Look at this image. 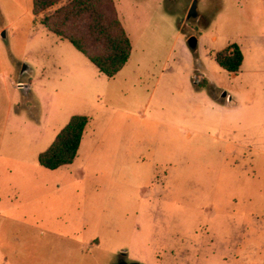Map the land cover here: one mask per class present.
<instances>
[{"label": "rangeland", "instance_id": "1", "mask_svg": "<svg viewBox=\"0 0 264 264\" xmlns=\"http://www.w3.org/2000/svg\"><path fill=\"white\" fill-rule=\"evenodd\" d=\"M114 1L133 50L110 78L41 22L33 0H0V264H263L251 249L264 239V58L245 47L238 74H217L214 59L227 37L264 29L260 0H197L192 18L196 0ZM184 36L199 39L190 57L178 54ZM210 62L220 88L200 89L222 108L187 104L184 81L196 90ZM76 115L88 126L71 169L42 166ZM241 225L243 251L224 260L163 252L175 234L229 243Z\"/></svg>", "mask_w": 264, "mask_h": 264}, {"label": "trees", "instance_id": "2", "mask_svg": "<svg viewBox=\"0 0 264 264\" xmlns=\"http://www.w3.org/2000/svg\"><path fill=\"white\" fill-rule=\"evenodd\" d=\"M33 5L35 14H44L41 22L51 32L70 41L108 77H115L129 61L133 45L114 0H33ZM243 59L238 45L217 54L219 64L231 73L239 72ZM87 123L86 116H73L40 154L39 163L53 170L73 163Z\"/></svg>", "mask_w": 264, "mask_h": 264}, {"label": "crops", "instance_id": "3", "mask_svg": "<svg viewBox=\"0 0 264 264\" xmlns=\"http://www.w3.org/2000/svg\"><path fill=\"white\" fill-rule=\"evenodd\" d=\"M260 2L262 4L261 13H263V15H264V0H260ZM178 27H179L178 28V30H179L178 32L180 34V33H182L180 24H179ZM187 40H188V37L186 38L185 36L182 37V38H179L178 54L179 55L182 54L185 57H190L191 54L189 52V48H188L189 46L187 44ZM234 45H238L240 47L241 51L243 52L244 59H245L244 50H245V47H247V49L250 52H254V54L256 52V57L259 56L260 59L262 60L264 58V56H261L259 54V52L261 50H264V29H259L258 31L254 32V33H250L248 35H236L235 37H227V43H226L225 47H223L224 49H220L218 52H216V54L214 56L215 63H216V73L217 74H221L222 71H227L219 64V62L217 60V54L222 52V51H224V50H226V49H231L232 46H234ZM244 59H243V62H245ZM129 62H130V59L127 62V64L125 65V67L116 76H118L120 73H125L127 71ZM179 63H180V61H178V57H177L175 59V61H173V65L168 68V72L171 74L170 78L168 79L170 81V83L172 82V79L175 80L176 78L181 77V75H182L181 72L178 69L175 68V67H177L179 65ZM204 65H206V66H204V68H205L204 72L205 73L198 75L196 78L197 79L199 78V80L202 83L206 82L207 84H209V81L212 79L210 77V75L212 74L210 72V69L213 68L212 67L213 65H212L211 62L210 63H206V64L204 63ZM228 73H231V72H228ZM238 73L239 72L231 73V74H238ZM115 77H110V78H115ZM184 82L186 83L187 88L185 90L181 89L180 91L183 94H185V100H186L187 104H188L189 100L193 99L194 101L197 102V105L200 104L201 102H208V103H211L214 107H216L218 109L222 108V105L220 103L221 100H220L219 97H211V96L206 94L205 89H200L202 87H197L196 86V90H195V89H193L191 87V85H189L188 82H186V80ZM210 82L212 84L211 88H213V90H216V89L219 90L220 85L218 83L216 84L215 81H210ZM196 83H197V80H195V85H196ZM21 84H25V83H21ZM31 84L29 85V88H31ZM209 88H210V86H209ZM216 94H217L216 91H213L212 96L216 95ZM213 99L215 101H213ZM226 105H228V103H226ZM158 111H160L164 115H167V113H168V111H166V109H158ZM158 120H162V121H160V123L163 124V125L166 124L168 128L169 127L182 128L177 123L168 121L169 119H165V118L164 119H160L159 118ZM41 123H42V121H39V122L32 121V122H30V124L35 125L36 128H40L41 127L40 126ZM87 126L88 125H86L84 135L86 134ZM84 135H83V138H84ZM169 136H171V134H166L165 135V137L168 139V141L171 140L169 138ZM189 136H190V133H189ZM41 153L42 152H40L39 155H38V161H39V156H40ZM68 165H70L69 166L70 169L73 166L71 164H68ZM64 166H67V165H64ZM62 167L63 166H61L60 168H62ZM68 172L72 173L73 171H68ZM81 174H83V173H81ZM146 190L148 191V189H146ZM186 226L187 225H183L182 227H186ZM242 227H245V225H241V227H240L241 229H239V230H238V227H236V231H235L236 232L235 233L236 237L232 238L231 242H229V243L227 241H225V240H219L218 237L217 238L216 237L215 238H209V240H207L206 238H202V241L200 243H197L196 237H193V235H190V234L186 235L185 232H182L181 234H175V235H173L171 237V239L169 238L168 245H167V247L165 249H163V252L165 253V255L167 257H170L173 260L177 259V258H181V259L187 260L190 257L191 254H194L196 256L199 252L207 253V254H210V255L211 254H216L217 257L223 258V260H224V258H229L230 255L228 253H230V254L232 253L233 254V253H237V252L243 251L242 250V248H243L242 246H243V244L245 242V240H244V233L245 232L243 231ZM255 232L257 233V231H251V233H255ZM205 243H206V245L208 243V247H205ZM251 250H255L256 252L264 251V239H263V242L260 243V245L252 244V249ZM165 255H164V257H165ZM226 255L228 257H226ZM231 258H232V256H231ZM222 264H224V263H222Z\"/></svg>", "mask_w": 264, "mask_h": 264}, {"label": "water", "instance_id": "4", "mask_svg": "<svg viewBox=\"0 0 264 264\" xmlns=\"http://www.w3.org/2000/svg\"><path fill=\"white\" fill-rule=\"evenodd\" d=\"M198 1L196 0L192 7L190 8L189 10V13H188V17L189 18H192V17H198V5H197ZM3 36H5V32L3 33ZM187 44L188 46L191 48V49H196L198 44H199V39L196 37V36H191L188 38L187 40ZM26 66H24L23 68V72H25L26 70ZM21 86H23L22 88H29V85H26V84H20ZM115 264H141V263H138V262H132V263H129L125 260H119L117 263Z\"/></svg>", "mask_w": 264, "mask_h": 264}, {"label": "built area", "instance_id": "5", "mask_svg": "<svg viewBox=\"0 0 264 264\" xmlns=\"http://www.w3.org/2000/svg\"><path fill=\"white\" fill-rule=\"evenodd\" d=\"M199 79V78H198ZM200 81V80H197V82Z\"/></svg>", "mask_w": 264, "mask_h": 264}]
</instances>
